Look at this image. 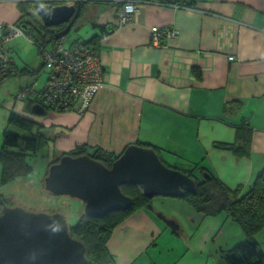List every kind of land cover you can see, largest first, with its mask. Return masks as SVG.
<instances>
[{
	"label": "crops",
	"instance_id": "1",
	"mask_svg": "<svg viewBox=\"0 0 264 264\" xmlns=\"http://www.w3.org/2000/svg\"><path fill=\"white\" fill-rule=\"evenodd\" d=\"M97 5L92 24L106 25L111 32L94 33L102 85L89 109L82 114H41L28 104L30 96L7 101L8 113L41 124L52 138L51 157L54 151L80 144L120 152L129 143H149L161 149L166 163L174 160L170 165L198 162L210 170L205 174L216 176L239 196L248 191L264 167V0H142L123 25L115 18L113 4ZM19 15L16 0H0V21L11 24ZM155 26L171 27L176 35L154 46ZM233 100L240 102L238 107L232 113L224 111L226 102ZM217 143H235L243 154L217 148ZM46 172L47 168L44 176ZM150 201L178 228L165 225L153 207L138 209L107 244L116 264H151L149 258L154 264H175L160 250L158 259L141 258L147 250L156 255L162 235L172 241L171 247L179 242L185 252L198 255L209 251L212 239L213 245L222 243L216 245L222 252L245 238L241 231L234 240L226 239L221 216L208 219L179 198L154 196ZM256 240L264 253V228ZM205 257L207 264L211 256Z\"/></svg>",
	"mask_w": 264,
	"mask_h": 264
},
{
	"label": "trees",
	"instance_id": "2",
	"mask_svg": "<svg viewBox=\"0 0 264 264\" xmlns=\"http://www.w3.org/2000/svg\"><path fill=\"white\" fill-rule=\"evenodd\" d=\"M86 1L80 2V12L83 10V5ZM34 2L35 0L17 1L20 15L15 24L21 26L24 34L32 37L39 47H46L49 43L56 41L55 35L64 26H45L34 9ZM93 26L96 27V24L93 23ZM107 29L106 25L100 27V36ZM76 42L90 46L98 51L97 34H93L87 40ZM37 50L39 52L38 48ZM14 69L12 68L6 74L0 71V82L18 72L32 73L30 68L27 67H22L20 70L18 68ZM30 102L31 104L36 103L34 99L30 100ZM238 104L240 102L237 100L226 102L223 110L232 113L238 107ZM47 111V109L42 108V114ZM8 123L14 125L24 134L14 133L7 129L2 131L0 184H7L20 177L30 175L33 172V167L27 162V157L34 156L49 146L52 139L44 133L41 124L30 117L10 111ZM135 144L152 147L165 165L179 169L194 179L195 191L193 193L184 191L182 196L178 197L191 209L206 217L225 214L230 221L240 227L245 240L222 251L216 264H264V253L256 240V235L264 228V167L256 176L251 188L239 196L236 190L228 188L216 176L211 173H209V176L205 174L210 170L201 167L198 162H184L183 166L170 165L162 159L160 155L162 152L159 147L149 143L135 142ZM215 146L231 150L237 155L243 154L242 147L235 143H217ZM123 150L113 152L103 150L98 146L91 147L86 144H80L68 151H54V158L49 165L57 162L64 155L77 157L87 154L105 166L111 167ZM121 190L131 198L130 208L105 212L100 217L89 216L83 212L74 225H69L70 236L80 240L85 245L87 264H116L113 255L110 254L107 248L114 229L138 209L146 207L151 202L152 197L145 196L142 186L138 183L122 185ZM4 204L10 206L9 199L0 194V210Z\"/></svg>",
	"mask_w": 264,
	"mask_h": 264
},
{
	"label": "water",
	"instance_id": "3",
	"mask_svg": "<svg viewBox=\"0 0 264 264\" xmlns=\"http://www.w3.org/2000/svg\"><path fill=\"white\" fill-rule=\"evenodd\" d=\"M45 26L67 21L55 37L64 36L78 16L80 5H57L48 10L34 4ZM138 183L147 197H180L195 191V181L179 169L165 165L152 147L129 144L122 154L105 166L89 155H64L49 166L44 188L54 195L80 199L84 213L100 217L103 213L126 209L131 198L121 186ZM153 211L150 204L146 206ZM171 230L178 224L161 212L155 213ZM0 264H87L85 245L70 236L69 224L59 212H31L19 206L3 205L0 210Z\"/></svg>",
	"mask_w": 264,
	"mask_h": 264
},
{
	"label": "rangeland",
	"instance_id": "4",
	"mask_svg": "<svg viewBox=\"0 0 264 264\" xmlns=\"http://www.w3.org/2000/svg\"><path fill=\"white\" fill-rule=\"evenodd\" d=\"M141 1L142 0H87L86 3L83 5V10L81 12L79 11L78 13V16L80 13L81 15L79 17L77 16L74 19L73 25L70 28V30L62 37L59 38L55 37L56 41L62 39L68 45L76 41L87 40L95 32H99V27L97 26L94 27L91 22V19H93L94 14L97 13L99 10L97 4H103L104 8L111 6L113 4L112 7H114V12H115L114 14L117 20V9L119 7L127 4L128 2L133 3L137 8L136 11L133 12L132 15L133 17L138 11V3H140ZM80 2H84V0H35L34 4H45L48 6V10H49L51 7L57 5H74L76 7L78 4L80 5ZM37 15L40 17L38 13ZM72 17L73 14L69 17L67 21H64L56 26L63 25L65 28L69 23V21L72 19ZM131 18L127 22H129ZM1 23H3L4 25L6 24L3 21H1ZM11 24L16 25L15 22ZM123 24H119V25H123ZM155 27H153L151 30V42L154 46L158 44V41L157 44H155L154 40H152L153 30ZM159 28L162 29L163 31L170 30L176 33V31L171 27H159ZM110 32L111 31L109 29L107 31H103L102 36H107L108 33ZM163 37H169L166 31L160 36L159 44L161 43ZM37 48L39 49V52ZM0 49H2L5 53L3 56L0 55L1 72L5 74L9 73L12 70V68L14 69L15 64L17 65L16 67L19 68L18 70H20L22 67H27V68L29 67L32 69H36L34 71H31L32 73H19V72L15 73L14 75L7 77L5 80L0 82V147L2 142V131L4 129L10 130L14 133H16V130H19L14 125H10L7 123L8 115H9L8 113L9 106L7 105V101H9L10 99H17V100L27 99V98L29 99L31 96L30 100L34 99L36 102L32 104V106H37L38 109L41 111L40 112L41 114H42V108L47 109L48 111H75L79 114H82L89 109L92 98L90 99L88 105L83 106L82 111H79L76 108H72V106L66 109H57L48 106L43 102L39 94L42 92L43 88L45 87L50 72L48 68H46L45 66L41 47H39L38 43L34 41L32 37H26V38L17 37L15 38V40L13 39V41L11 40L9 42H2L0 44ZM99 61H100V57H99ZM3 62H5L4 63L5 65H3ZM100 67L102 73L101 61H100ZM101 85L99 86V88L101 87ZM30 100L28 102L29 105H31ZM73 105L78 106L75 104ZM34 114H32L34 117H38L37 115ZM51 148L52 145L49 144V146L39 151L36 155L28 156L27 162L33 167V172L30 175L20 177L14 180L13 182H9L7 184H0V194L3 195V197L9 199L10 206H19L31 212H45V213L59 212L65 216L69 225H74L78 221L82 213L84 212L83 202L78 198H72L67 195H54L46 191L44 188V178L47 175L46 172L44 176V172L46 168L48 171V168L51 165V164L49 165V163L54 158L53 156L51 157V153H50ZM166 161L170 164H173L172 161L174 160L172 159ZM166 198H178V197H166ZM149 204L152 205L153 208H155V210H157L156 212L163 213L162 211L158 210L157 206L152 202H149ZM219 216H221L220 218H223L222 225L225 224V235L227 236L226 239L227 238L229 239L231 237V240H234L237 236H239V234H241V230L239 229L240 227H238L234 223H231V221L226 217L225 214H219L218 216L207 217V218L217 219L219 218ZM183 223L185 224V221ZM230 231H234V232L230 233ZM158 240L159 241H158L156 255L154 254L152 255V252H150V250H147V252L142 253V257H141L142 259L143 257L144 258L153 257V259H158L157 258L158 250H160L163 257L164 255L169 254V256H171L170 258L171 261L176 260L177 262L175 264H189L190 260H193L194 262H199L200 264H206L205 255L207 254L211 256L207 264H215V261H213L212 258L215 257L216 259H219V256L221 254V250L217 249L216 245L217 244L222 245V243L220 241L219 242L216 241L215 244L213 245L212 244L213 239L211 240L209 251L204 252V255H198L195 253L194 250L185 252V250L182 247V244H180L179 242H176L171 247L172 241L170 239H167L166 235H162L161 239ZM244 240L245 238L240 240L239 242H234V244L231 245L233 247L243 242ZM141 263L142 262H140V264ZM149 263L154 264V262L150 258H149Z\"/></svg>",
	"mask_w": 264,
	"mask_h": 264
},
{
	"label": "built area",
	"instance_id": "5",
	"mask_svg": "<svg viewBox=\"0 0 264 264\" xmlns=\"http://www.w3.org/2000/svg\"><path fill=\"white\" fill-rule=\"evenodd\" d=\"M136 9V6L131 2L119 7L117 9L118 24L126 23ZM165 31L171 37L176 34L174 31ZM165 31L159 27L154 28L152 40L155 44L157 41L159 44L160 36ZM17 37L26 38L28 36L24 34L21 26L4 25L0 21V44ZM41 50L45 66L50 72L45 87L39 94L43 102L57 109H66L72 106V108L82 111L83 106L89 104L93 94L102 84L97 51L78 42L67 45L62 39L51 42L46 47L42 46ZM4 54V51L0 49V55ZM4 63L3 65H5Z\"/></svg>",
	"mask_w": 264,
	"mask_h": 264
},
{
	"label": "flooded vegetation",
	"instance_id": "6",
	"mask_svg": "<svg viewBox=\"0 0 264 264\" xmlns=\"http://www.w3.org/2000/svg\"><path fill=\"white\" fill-rule=\"evenodd\" d=\"M153 207V206H152ZM154 210H155V208H154ZM155 211H157V210H155Z\"/></svg>",
	"mask_w": 264,
	"mask_h": 264
}]
</instances>
